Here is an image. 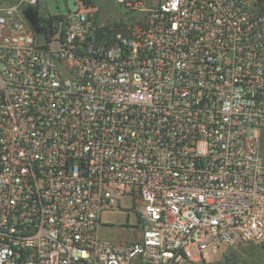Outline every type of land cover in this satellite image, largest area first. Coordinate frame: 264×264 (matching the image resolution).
<instances>
[{"label":"built area","instance_id":"1","mask_svg":"<svg viewBox=\"0 0 264 264\" xmlns=\"http://www.w3.org/2000/svg\"><path fill=\"white\" fill-rule=\"evenodd\" d=\"M115 1L0 0V264L264 249V0Z\"/></svg>","mask_w":264,"mask_h":264},{"label":"rangeland","instance_id":"2","mask_svg":"<svg viewBox=\"0 0 264 264\" xmlns=\"http://www.w3.org/2000/svg\"><path fill=\"white\" fill-rule=\"evenodd\" d=\"M73 0H46L41 5V14L45 17L58 14H66L68 6ZM115 0H111V7H118ZM107 12H104L106 14ZM47 28V25H46ZM48 29V28H47ZM42 38L41 34H39ZM121 210L107 211L103 214L102 236L113 243H129L138 238L140 227L130 197L120 202ZM193 253L197 255L195 249ZM180 264H264V249L247 245H238L231 249H221L215 252L208 249L204 257L198 260H191Z\"/></svg>","mask_w":264,"mask_h":264},{"label":"trees","instance_id":"3","mask_svg":"<svg viewBox=\"0 0 264 264\" xmlns=\"http://www.w3.org/2000/svg\"><path fill=\"white\" fill-rule=\"evenodd\" d=\"M240 245H247V246L255 247L253 245H248V244H240ZM232 248H235V247H232ZM226 249L228 250V249H231V248H226Z\"/></svg>","mask_w":264,"mask_h":264}]
</instances>
